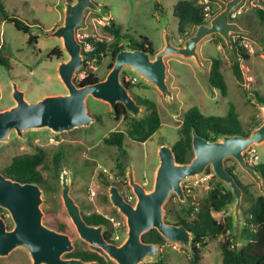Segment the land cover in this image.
<instances>
[{
    "label": "rangeland",
    "instance_id": "374dc122",
    "mask_svg": "<svg viewBox=\"0 0 264 264\" xmlns=\"http://www.w3.org/2000/svg\"><path fill=\"white\" fill-rule=\"evenodd\" d=\"M1 1L6 13L30 24L31 28L28 33H24L16 29L12 22L2 20L0 15V54L8 61V66L0 65V110L15 104L12 98L13 83L29 102L47 95L66 93L57 68L61 61L68 59V55L64 51L62 40L50 34L63 24L66 2L74 0ZM94 1L100 8L87 9L82 23L76 28V37L81 42L86 37L107 43L113 42L114 37L106 29L111 20L121 26L124 35L135 39L148 38L153 45L154 53L164 47L166 34L170 36V42L174 46H182L184 40L196 30V26H188L185 34L177 33V19L173 16V6L179 0ZM255 1L264 3L262 0ZM205 3H202V8L203 10L208 8L211 18L225 7L221 0H207ZM254 6L251 1H243L238 5L237 10L240 13L233 21L241 30L231 33L228 42L218 34L208 35L199 42L197 52L200 65L193 57L187 58L174 53L165 56L166 82L172 91L170 99L164 97L156 86L141 78L131 68L123 67L121 76L125 73V79L132 84L130 90L128 89L130 94L149 98L156 103L160 127L146 141L140 143L127 134L131 119H138L147 114L144 106L140 105V112L135 117L127 112L126 116L115 119L113 110L107 102L88 97V112L92 116L100 114V120L63 132H54L47 128H30L23 130L22 136H19L12 131L5 141L0 142V171L10 164L15 156L43 150L50 168L41 169L44 176L43 186H40L42 220L51 228L64 222L67 226L64 232L71 237L74 250L93 251L94 247L78 236L66 213L61 198L62 171L68 173L70 195L79 205L82 214L96 212L104 215L111 225L108 227L111 239L118 236V240L113 241L120 244L127 235L126 218L110 202L109 187L117 186L125 198L134 204L135 195L127 177L130 168L135 180L141 182L147 191L151 190L159 163L158 148L162 144L172 147L178 140L183 115L189 107L197 106L205 115L225 116L229 104L233 103L244 130L251 131L254 120H261V123L264 121V106H261L254 97L255 92L264 96V21H260L254 12ZM30 36L36 37V42H28ZM232 42L244 46L250 55L247 59L239 60L241 82L235 78L231 68ZM120 44H128V39H124ZM53 48H60L62 56L52 55L48 58V53ZM90 49L88 46H82V54L83 50ZM213 57L221 61V71L227 83L226 96L209 84L208 74ZM84 58L86 63L75 72L74 79L79 80L88 72L101 79L105 78L110 70L109 52L101 58ZM111 131L126 133L123 149L119 150L114 145L103 143V138ZM255 148L258 162L264 163V141L255 144ZM122 151L125 153L122 154ZM56 158L57 164L54 163ZM118 164H122L123 172ZM225 166H232L236 177L243 184H249V190L253 194L264 195L263 180L262 186H259L233 158H226ZM216 181L220 180L214 175L211 166H207L199 175L184 179L181 183L184 200L171 193L163 205L164 219L174 223L177 219L175 216L181 214V207L197 205ZM220 182L227 188L225 183ZM246 204L242 194L237 215L234 198L224 210L212 213L218 220L228 215L232 216L233 228L226 235L207 238L205 245L200 247L201 264H221L220 243L227 238L235 246L244 244L240 237V229L244 224L242 209ZM3 210L7 214L4 215L5 221L8 227H11L10 216L5 209ZM194 216L195 214H192L187 220ZM191 257V248L165 240L159 245L156 256H148L139 264L160 259L167 264H190ZM0 264H31V258L24 248L17 247L8 255L0 257Z\"/></svg>",
    "mask_w": 264,
    "mask_h": 264
},
{
    "label": "water",
    "instance_id": "95a60500",
    "mask_svg": "<svg viewBox=\"0 0 264 264\" xmlns=\"http://www.w3.org/2000/svg\"><path fill=\"white\" fill-rule=\"evenodd\" d=\"M225 7L207 23L196 26L195 32L184 40L182 46H174L166 34L164 47L154 54L143 49H122L115 58L105 78L94 83L79 85L74 81L75 72L83 65L82 42L76 37V28L82 23L87 9L98 10L94 0H74L65 4L63 24L50 35L62 40L68 59L58 64L59 79L66 93L47 95L37 101L29 102L15 83L12 84V98L15 104L0 110V142L15 131L22 136L25 129L47 128L54 132L69 131L87 126L95 121L88 112L87 98L107 102L115 110L121 103L134 117L140 112L138 104L128 88L121 81V70L129 67L141 78L156 86L164 97L171 98L172 91L166 82L165 56L171 53L193 57L200 65L197 52L199 42L211 34H218L226 42L231 33L240 31V26L229 18L243 0H221ZM264 141V121L253 128L248 135H223L210 141L192 130L191 147L193 157L189 162L178 163L172 147L162 144L158 148V167L155 172L153 188L147 191L141 182L135 180L133 171L127 172L128 183L135 195L134 204L128 201L115 185L109 187V200L126 218L127 235L117 244L106 239L102 224H89L79 205L70 195L68 173L60 175L61 198L78 236L93 247L100 248L115 264H139L148 256H156L159 244L146 242L142 234L156 229L165 240L180 243L191 248L193 233L184 224L167 222L164 219L163 205L171 193L184 200L182 181L201 174L211 166L214 175L226 184L235 199V213L239 210L243 191L236 177L225 166L226 158H233L259 186L262 178L256 169L247 164L244 151L250 145ZM42 190L37 183L19 182L6 177L0 171V208L5 209L11 219L8 227L0 213V257L8 255L17 247L24 248L31 264H100L96 260L86 261L64 254L74 250L69 234L44 224L40 208Z\"/></svg>",
    "mask_w": 264,
    "mask_h": 264
},
{
    "label": "trees",
    "instance_id": "16d2710c",
    "mask_svg": "<svg viewBox=\"0 0 264 264\" xmlns=\"http://www.w3.org/2000/svg\"><path fill=\"white\" fill-rule=\"evenodd\" d=\"M0 12L2 20L12 22L16 29L28 33L31 25L25 23L14 15H9L5 12L3 3L0 0ZM260 21H264V11L259 8H254ZM214 14V12H211ZM173 16L177 19V33L183 35L186 33L188 26H197L199 24L207 23L204 16L202 5L198 0H179L173 6ZM114 37V41L107 43L99 41L93 37H86L82 41V46H89L88 51L83 50V56L87 58H101L105 53H110L111 61L109 68L112 67L116 54L122 49H143L151 54L154 53V48L150 40L146 37L138 39L131 38L129 35H124L121 32V26L116 24L113 20L110 21L106 28ZM36 37L30 36L28 42H36ZM124 39H128V44H120ZM232 72L235 78L241 82L242 74L239 67L240 59H247L250 55L247 49L232 42ZM61 57L62 50L60 48H53L48 53L50 56ZM4 56V55H3ZM0 54V65L8 66V61ZM86 58H84V64ZM123 74V72H122ZM124 75L121 76V81L130 90L132 84L126 80ZM92 72L86 73L83 78L76 80L75 83L79 85L94 83L100 80ZM209 84L212 88L221 91L223 96L227 94V83L224 79V74L221 71V61L219 58L213 57L211 60L210 70L208 74ZM135 95V94H134ZM133 95V96H134ZM137 103L144 106L147 110L141 118H132L130 127L127 131L128 136L138 142H144L149 139L160 127V116L156 108V103L146 97L134 96ZM255 100L264 106V96L255 92ZM115 119L121 116H126L127 111L121 103H117L113 112ZM96 120L101 119L100 114L94 115ZM261 124V120H254L253 128ZM206 139L213 141L220 139L223 135L243 134L248 135L250 130H244L240 123L238 113L235 110L233 103L229 104L228 111L225 116L205 115L200 112L197 106L189 107L183 115V123L179 129V138L172 145V150L175 155V160L178 163H186L193 157L191 138L192 130ZM126 133L123 131H111L108 136L103 138V143L106 145H114L119 150L123 149L124 139ZM54 163H58V159H54ZM50 163H47L46 155L43 150H39L33 154H23L15 156L11 163L4 167L1 171L6 177L19 182H33L39 184L41 187L44 183V176L41 172L42 168L49 169ZM121 172H123L122 164H118ZM257 173L261 176L264 182V163H258L253 166ZM230 172H233V167H226ZM237 182L243 191V200L247 202L243 206L242 212L244 217V224L240 229V237L244 241L241 246H235L229 238L220 243L221 246V264H264V195H255L249 190V184H243L237 177ZM233 201L232 193L220 181L213 183L212 188L207 195L202 198L197 205H189L188 207H181V214H177L174 223L186 225L193 233L191 241L192 257L190 264H201L200 247L205 245L207 238H216L220 235H226L232 228V216L228 215L218 220L213 216V212H219L226 208L228 204ZM1 210V208H0ZM192 214L194 218L187 220ZM84 218L89 224H102L105 227L104 235L107 240L111 239V231L109 220L102 214L92 212L87 215L83 214ZM58 231L67 230L64 222H60L53 227ZM142 239L146 242H154L162 245L165 242L164 237L154 228L142 234ZM94 250H72L66 253V257H78L86 261L96 260L100 264H115L108 256L99 248ZM144 264H167L163 260H156L154 262Z\"/></svg>",
    "mask_w": 264,
    "mask_h": 264
},
{
    "label": "built area",
    "instance_id": "2783aa9c",
    "mask_svg": "<svg viewBox=\"0 0 264 264\" xmlns=\"http://www.w3.org/2000/svg\"><path fill=\"white\" fill-rule=\"evenodd\" d=\"M206 1L207 0H198V3L202 5V3H205ZM243 1H249V2L251 1V3L255 5L254 7L259 8V9L264 11V3L262 4L261 2H256L255 0H243ZM263 1L264 0H262V2ZM239 13H240L239 10H237V9L233 10V11L230 12L229 18L231 20H233V19H235L237 17V15ZM204 16H205V19L207 20V22L211 19V14H210V11L208 10L207 7L204 8ZM244 156H245L247 164H249L251 166L257 165L259 163L258 162V155H257L256 148H255V144L254 145H250V146H248L246 148V150L244 151ZM112 240H118V236L113 237Z\"/></svg>",
    "mask_w": 264,
    "mask_h": 264
},
{
    "label": "flooded vegetation",
    "instance_id": "af4514ba",
    "mask_svg": "<svg viewBox=\"0 0 264 264\" xmlns=\"http://www.w3.org/2000/svg\"><path fill=\"white\" fill-rule=\"evenodd\" d=\"M123 151H124V150H123ZM123 151H122V154L125 153V152H123ZM39 186H40V185H39ZM0 213H1L3 216H4V215H5V216L7 215V214H5V212H4V210H3L2 208H1V210H0ZM56 230H57V229H56ZM63 232H64V231H63ZM103 233H104V231H103ZM95 248H96V247H95Z\"/></svg>",
    "mask_w": 264,
    "mask_h": 264
}]
</instances>
